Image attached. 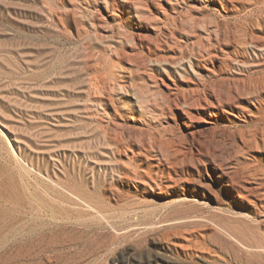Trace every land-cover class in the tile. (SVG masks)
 Returning a JSON list of instances; mask_svg holds the SVG:
<instances>
[{"label": "rangeland", "instance_id": "rangeland-1", "mask_svg": "<svg viewBox=\"0 0 264 264\" xmlns=\"http://www.w3.org/2000/svg\"><path fill=\"white\" fill-rule=\"evenodd\" d=\"M262 132L264 0H0V264H264Z\"/></svg>", "mask_w": 264, "mask_h": 264}, {"label": "bare ground", "instance_id": "bare-ground-1", "mask_svg": "<svg viewBox=\"0 0 264 264\" xmlns=\"http://www.w3.org/2000/svg\"><path fill=\"white\" fill-rule=\"evenodd\" d=\"M214 97H215V96H214ZM225 97H226V95H225ZM217 98H218V97H217ZM200 99H201V98H200ZM200 101H201V100H200ZM206 101H207V100H206ZM222 101H223V100H222ZM210 102H211V101H209L208 104H211ZM201 103H202V102H201ZM217 104H220V100H217ZM212 105H213V104H212ZM208 106H209V105H208ZM262 133H264V132H262ZM263 142H264V141H263ZM229 174H230V173H229ZM235 180H236V179H235ZM233 181H234V180H233ZM235 183H236V182H235ZM244 190H245V189H244Z\"/></svg>", "mask_w": 264, "mask_h": 264}]
</instances>
